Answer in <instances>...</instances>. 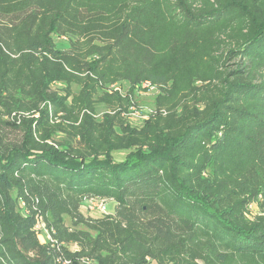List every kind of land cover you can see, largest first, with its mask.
I'll use <instances>...</instances> for the list:
<instances>
[{"label": "trees", "instance_id": "trees-1", "mask_svg": "<svg viewBox=\"0 0 264 264\" xmlns=\"http://www.w3.org/2000/svg\"><path fill=\"white\" fill-rule=\"evenodd\" d=\"M60 256L264 264V0H0V264Z\"/></svg>", "mask_w": 264, "mask_h": 264}, {"label": "built area", "instance_id": "built-area-1", "mask_svg": "<svg viewBox=\"0 0 264 264\" xmlns=\"http://www.w3.org/2000/svg\"><path fill=\"white\" fill-rule=\"evenodd\" d=\"M149 87H150V83L144 84L143 85L144 90H142V91H145V92L154 91L155 92L154 87H151L150 90L146 91V89H148ZM112 88H114L116 90H120L118 85H114V86H112ZM142 91H140V92H142ZM149 115L147 117H145V119L143 121L148 119ZM130 116H133L135 118H140L138 108H132L131 113L129 114L128 118ZM143 121H142V123H143ZM106 203L107 202L103 201V200L86 199L81 205V212L86 216H92V217L109 215L107 212ZM94 214H96V215H94ZM36 229L41 231L40 240H41L42 244H46L47 242L55 243V241H54L49 230L43 228L40 224L36 227ZM53 247H54V245H53ZM56 263L57 264H70L71 262L68 261L66 258H63L62 256H60V257L56 258ZM146 264H155V263L152 262V260L148 258Z\"/></svg>", "mask_w": 264, "mask_h": 264}, {"label": "rangeland", "instance_id": "rangeland-1", "mask_svg": "<svg viewBox=\"0 0 264 264\" xmlns=\"http://www.w3.org/2000/svg\"><path fill=\"white\" fill-rule=\"evenodd\" d=\"M57 41V45L59 48H66L67 47V42L63 39H56ZM137 101H138V105H139V114H140V118H135L133 116H130L128 118L129 122L133 125H141L142 121L145 119V117H147L154 109V99H155V94L156 92L154 91H149V92H137ZM21 139V136L19 133H11L9 135V140L11 142H18ZM54 140H56L57 142L62 141L61 137H55ZM115 156L117 157V159H122L123 158V154H115ZM106 207H107V212L108 214H113L116 210V203L113 201L107 202L106 203ZM254 213H256L258 211V207L255 205L253 207ZM96 215V214H94Z\"/></svg>", "mask_w": 264, "mask_h": 264}]
</instances>
